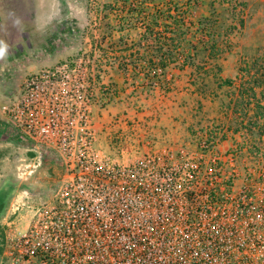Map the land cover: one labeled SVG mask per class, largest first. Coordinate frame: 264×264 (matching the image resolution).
Here are the masks:
<instances>
[{
	"label": "built area",
	"instance_id": "obj_1",
	"mask_svg": "<svg viewBox=\"0 0 264 264\" xmlns=\"http://www.w3.org/2000/svg\"><path fill=\"white\" fill-rule=\"evenodd\" d=\"M100 42L27 75L0 106L6 137L57 169L45 200L12 197L0 264H264V169L240 171L245 148L218 147L227 131L127 162L96 147L94 111L120 96L100 80Z\"/></svg>",
	"mask_w": 264,
	"mask_h": 264
},
{
	"label": "crops",
	"instance_id": "obj_2",
	"mask_svg": "<svg viewBox=\"0 0 264 264\" xmlns=\"http://www.w3.org/2000/svg\"><path fill=\"white\" fill-rule=\"evenodd\" d=\"M16 4L21 5L25 10L28 9L31 13L29 16L23 15L14 19L19 29L18 34L15 32V36H20L21 41L15 43L16 41L11 38L7 43L8 45H5L2 51L0 49L1 52L9 53L0 58V78L4 75L2 72L6 68L17 66L25 75L32 74L48 67L49 62L54 64L58 60H65L63 59L64 56L71 58L75 55L74 0H0V18L4 22L3 27H6L8 18L6 17L8 15L3 17V14L8 12V8L10 10L15 8ZM204 7H198L196 12H193L190 21L196 24L202 16H206L207 9ZM202 10H206V12ZM88 15L91 17L93 13H88ZM102 16L103 14L100 12L94 13L93 19L98 18L100 20ZM122 16L124 13H118L111 15L110 19L115 20ZM140 34V30H128L123 33L114 32L112 39L115 42L123 36L128 38V42L136 43ZM4 35L0 33L1 37ZM189 35H191L190 38L194 44H197L201 37L204 38L203 34L196 33L193 29L190 30ZM81 36L84 43H87L88 37H90V46L96 38L94 31L90 35L83 34ZM78 46L80 49L84 48L80 43ZM186 52L191 53V50L187 49ZM30 53L33 54L31 63L27 60L30 57L26 59ZM114 56L120 59L121 53L115 52ZM205 59H208L206 54L202 62H198L196 59L195 63L201 65L206 62ZM25 61L29 62L25 63ZM205 69L208 70L207 66ZM142 70L139 67L128 76L119 69L118 64H114L105 71L100 79L102 83L117 88L121 94L108 107L94 111L93 123L97 131L96 147L112 157H115L112 155L115 152L117 155L115 158L123 162L140 157L149 145L154 150L177 149L185 146L190 137V127L193 124H197V122L201 124L206 118H214L207 116L204 108H197L198 111H202L198 115L193 109L192 100H196L195 104L207 100L205 95H201L199 91L196 92L191 86L192 81L202 78L201 74L195 72L194 67L179 69L174 65L169 66L161 79L162 88L158 87L152 90L146 89L148 80L144 78L145 74ZM133 75L134 80L132 79ZM130 78L131 83L134 84L133 91L129 89ZM208 79L210 80V77ZM208 79L205 81L207 82ZM200 81L202 82V79ZM164 87L167 89L163 90ZM11 94L12 92L8 91L5 97H9ZM228 111V116H230L232 109ZM217 113H215L216 118H218ZM114 139L115 143H113ZM116 140H121L122 143ZM230 140V137H225L224 141L219 143V149L227 148ZM231 144L236 143L231 141Z\"/></svg>",
	"mask_w": 264,
	"mask_h": 264
},
{
	"label": "rangeland",
	"instance_id": "obj_3",
	"mask_svg": "<svg viewBox=\"0 0 264 264\" xmlns=\"http://www.w3.org/2000/svg\"><path fill=\"white\" fill-rule=\"evenodd\" d=\"M74 1L75 56L81 53L88 56L90 54V48L95 45L94 43L101 41L102 35L99 33V30L101 29L102 21L101 19L98 20V18H93L94 13H97V6H101V2L103 0ZM95 1H98V3H95ZM236 3H245L246 6L243 8ZM70 5L73 6L72 4ZM15 6L16 7L11 10L8 8V12L3 14V17L8 15L6 16L8 17L5 25L6 27H3L4 22L0 18V33L5 34L3 37L0 36L1 51L5 45H8L7 43H9V39H14V41H16L15 43L21 41L20 36H15V32L18 34L19 29L17 28V24L14 19L23 15L29 16L31 13V11L29 12L28 9L25 10L21 5L16 4ZM205 9L207 8L205 7ZM216 9L217 14L214 15V19L218 20L219 26H222L224 29L228 28V25H230L233 17L235 18L234 23H236V26L238 24V20L242 19L244 22L241 30H238L235 34L230 35L229 37L218 40L219 55L217 58L205 59L206 63L209 64L205 65L204 68L207 66L208 70L212 71V69H216V66L219 67L221 70L219 78L221 80L227 79L231 81V83L228 85L222 84V88L219 89L216 88L215 84L209 83L208 92L204 96L207 100L199 102V104H195L196 100H192L194 103L193 109H195L197 113L196 115H198V113H202V111H198L197 108H204L206 109V115L214 118H206L201 124H199V122H197V124H193V126L190 127V137L186 142H190L197 131H203L204 129H212V131L217 129L225 130L229 133L231 140L229 146L223 150H226L233 145L231 144V141H234L235 143L238 142L240 150L245 148V151L240 153V171L242 173L245 172L247 167L264 169V133L260 135H258L259 133L257 134L259 130L264 128V119H258L255 121V117L253 115L254 109L252 106L255 101L253 99L250 100L251 106L246 107L244 113H239L241 107H238L237 114H234V102L237 98H239L238 90L240 89V85H247V83L253 85L254 79H256V77H261L256 71H259L258 67L264 63V0H231L230 2L224 4L223 7L216 5ZM202 11L206 12V10ZM199 12H201V10H199ZM88 13H93V15L90 17ZM51 31L54 30L51 29ZM92 31H94L96 38L93 40L92 46H90V37H88V42L84 43L81 35H90ZM221 32L224 33V30ZM79 43L82 47H84L83 49L79 48ZM99 44L101 47H98L100 48V55L102 56L101 51L108 50V48L102 41ZM114 50L116 51V49ZM1 51L0 58L2 55L7 56L9 54ZM110 53L111 52L108 50L106 55L110 56ZM17 54L20 53L17 52ZM29 55H31V53L27 55L26 59L30 57V59L27 60L31 63V61H33V54L31 56ZM69 58V56L63 57L65 60ZM29 61H25V63ZM61 61L62 60H58L56 63ZM198 62H200L199 59ZM56 63L51 64L49 62L48 67H51ZM22 64L24 65V62ZM6 69L2 72L4 75L0 78V106L17 96L18 93H16V90L19 91L18 87H20L22 80L29 75V73L25 75L21 71V68L19 69L17 66ZM246 70H249L250 73L245 74ZM241 71L243 73H241ZM200 80L196 79V81L191 82V86L196 92L199 91L198 89L203 83V81L201 82ZM208 82H210V80H208ZM158 87L162 88L161 84L152 88L147 87L146 89L152 90L153 88ZM164 89L167 88L164 87L163 90ZM8 91H11L12 94L9 97H5ZM260 91V89L256 88L258 99H260ZM119 93L121 94L120 91ZM209 99L211 100L210 102ZM244 99L248 100L249 98L244 96ZM260 103L264 106V98L261 99ZM231 109L232 114L228 116V110ZM216 112H218V118L215 117ZM247 122L250 123V125H252V123H256L257 125L256 127H247ZM240 123H242L241 126L243 128L238 131V135L236 134V129L239 127ZM6 130L7 125L5 119L0 114V205L4 204L0 213V250L2 249L1 243L5 229L4 218L8 212L12 197L19 191L27 190L39 195L40 198H44L45 200L47 196L52 194L55 187V173L57 171L54 165L51 166L50 164H41L37 167V161L34 158V154L28 151L25 147L18 145L14 141H11V139L7 138V132L3 133ZM224 139L225 138H222L219 143L224 141ZM114 141L115 139L113 140V143H115ZM116 141L119 142V140ZM249 150L252 154H249ZM112 155L117 157L115 152H113Z\"/></svg>",
	"mask_w": 264,
	"mask_h": 264
},
{
	"label": "trees",
	"instance_id": "obj_4",
	"mask_svg": "<svg viewBox=\"0 0 264 264\" xmlns=\"http://www.w3.org/2000/svg\"><path fill=\"white\" fill-rule=\"evenodd\" d=\"M230 1L103 0L101 6H97L96 12L103 14L100 29L101 41L107 45L111 55L107 56L106 52L108 50H103L101 51V57L108 65L118 63L119 69L125 74L128 66L132 67L133 72L139 67L142 68L145 74L144 78L148 80V88L154 87V84H160L167 68L172 65L179 69L194 67L195 72L202 76L203 83L198 90L203 95L208 92L209 83L215 84L218 89L222 88L223 85H228L231 81L219 78L220 68L216 66V69H212V73V71L206 70V67L204 68L206 62L200 65L199 63L196 64L195 60L199 59L202 62L205 54L210 59L217 58L219 55L218 40L229 37L242 29L244 24L242 19L238 20L236 26L233 17L227 29L219 26L218 20L214 19V15L217 14L216 5L223 7L224 4ZM95 3H98V1H95ZM237 5L243 8L246 6L245 3H238ZM204 6L207 8V15L202 16L194 24L190 21L193 12H196L198 7ZM118 13H124V16L119 19L114 18L115 20L110 19L111 15ZM192 29L196 33L203 34L206 40L201 37L198 39V45L194 44L190 38L191 35H189ZM128 30H140V38L136 43L128 42V38L123 36L118 38L117 41H113L112 34L114 32L123 33ZM223 30L224 33L221 32ZM187 49L191 50V53L186 52ZM115 52L121 53L120 59L114 56ZM258 68L259 71L256 72L261 77H256L253 85L250 83L240 85L239 98L234 102V114H237L238 107H241L239 113H244L245 108L251 106L250 100L253 99L255 101L252 105L255 121L264 119V106L260 103L261 99L264 98V63ZM241 73L243 72L241 71ZM249 73V70L245 71V74ZM208 77H210V82H205L204 80ZM132 79H135L134 75ZM256 88L261 90L259 93L260 99L257 97ZM244 96L249 99L245 100ZM247 124V127H256L257 125L256 123L250 125L248 122ZM241 125L242 123L239 124V129H236L237 132L243 128ZM262 133H264V128L257 132L258 135ZM250 152L249 150V154H252ZM3 207L4 204H1L0 213Z\"/></svg>",
	"mask_w": 264,
	"mask_h": 264
}]
</instances>
